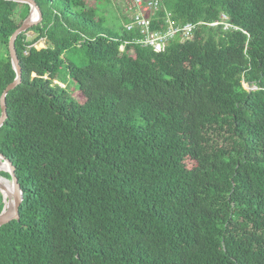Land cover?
Listing matches in <instances>:
<instances>
[{"label":"trees","instance_id":"1","mask_svg":"<svg viewBox=\"0 0 264 264\" xmlns=\"http://www.w3.org/2000/svg\"><path fill=\"white\" fill-rule=\"evenodd\" d=\"M33 1L0 126L22 190L0 264H264V0H161L151 28L195 26L158 51L106 31L99 0ZM28 13L0 0V96Z\"/></svg>","mask_w":264,"mask_h":264},{"label":"built area","instance_id":"2","mask_svg":"<svg viewBox=\"0 0 264 264\" xmlns=\"http://www.w3.org/2000/svg\"><path fill=\"white\" fill-rule=\"evenodd\" d=\"M126 14L129 16V21L125 24L127 31L137 30L140 37L135 40L142 46L150 47L158 51L162 49L167 41L179 33L183 38L191 35L194 24L185 23L178 25L171 18V14L165 11L166 29L151 28V21L154 13L160 8L161 0H122ZM120 50L123 49L121 45Z\"/></svg>","mask_w":264,"mask_h":264},{"label":"water","instance_id":"3","mask_svg":"<svg viewBox=\"0 0 264 264\" xmlns=\"http://www.w3.org/2000/svg\"><path fill=\"white\" fill-rule=\"evenodd\" d=\"M9 1H14V2H19V3H26L29 5V13L27 17L21 22V24L14 30L12 35L10 36L8 40V53L10 57V61L12 64V67L16 73L14 79L6 85L4 90L2 91V94L0 96V126L3 124L4 120L6 119V103H5V97L8 91L14 89L21 80V71H20V66L18 63L17 55L15 52L14 48V41L17 35L26 29H28L30 26L37 24L41 20V12L39 7L36 5V3L33 0H9ZM33 15V17H32ZM39 33L35 32L31 35L26 36L27 41H31L35 39L38 36ZM46 41V40H45ZM1 159L6 162L7 164V169L5 172H7L10 176L9 180L11 181L12 185V190H13V205L11 208H6L4 199L2 196V193L0 191V194L2 196V202L3 206L0 211V227L9 221L13 219H18L19 217V206L22 200V190L20 188V185L18 183V180L15 176L14 173V166L12 165L11 161L7 158H5L1 153H0Z\"/></svg>","mask_w":264,"mask_h":264},{"label":"rangeland","instance_id":"4","mask_svg":"<svg viewBox=\"0 0 264 264\" xmlns=\"http://www.w3.org/2000/svg\"><path fill=\"white\" fill-rule=\"evenodd\" d=\"M88 2L91 4H95V0H88ZM96 7H97L98 14L100 16H103L102 23H103V27L105 28V30L110 31L112 33L121 34L125 28V24H126L125 17L126 16L124 17V15L127 12H125V8L124 6H122V4H120V1L99 0L96 4ZM27 33L28 35L33 34L32 31H28ZM34 46L39 49V48L45 47L46 42L44 39H39L36 43H34ZM74 56H76V54ZM54 83H57L61 87L66 88L67 91L72 95V97L82 102L83 98L81 94L79 93V91H77L78 89L76 90L77 86L74 83V81H72L69 78L64 66H62L59 69L57 80ZM244 87L249 88L248 85L246 84H244ZM5 171L6 169L0 170V173L5 172ZM0 177L4 179L6 182H9V180L3 177L1 174H0ZM2 196H3L4 201L7 202L6 196L3 193H2Z\"/></svg>","mask_w":264,"mask_h":264},{"label":"bare ground","instance_id":"5","mask_svg":"<svg viewBox=\"0 0 264 264\" xmlns=\"http://www.w3.org/2000/svg\"><path fill=\"white\" fill-rule=\"evenodd\" d=\"M7 167L8 166L6 162H4L0 157V170H5L7 169ZM0 191L6 196L7 199V202L4 201L5 207L11 208L13 205V190H12L11 181L9 180V182H6L4 179L0 177Z\"/></svg>","mask_w":264,"mask_h":264}]
</instances>
